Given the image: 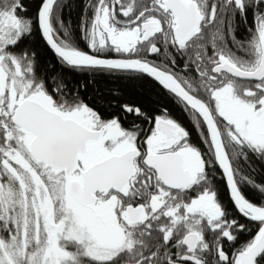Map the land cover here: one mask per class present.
I'll list each match as a JSON object with an SVG mask.
<instances>
[{"label": "snow or ice", "instance_id": "6c2138e0", "mask_svg": "<svg viewBox=\"0 0 264 264\" xmlns=\"http://www.w3.org/2000/svg\"><path fill=\"white\" fill-rule=\"evenodd\" d=\"M0 264H264V0H0Z\"/></svg>", "mask_w": 264, "mask_h": 264}]
</instances>
